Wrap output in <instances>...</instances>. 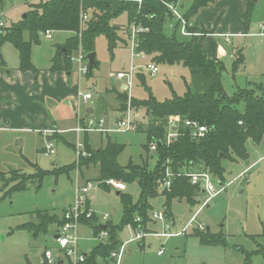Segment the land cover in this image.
Segmentation results:
<instances>
[{"label": "rangeland", "instance_id": "rangeland-1", "mask_svg": "<svg viewBox=\"0 0 264 264\" xmlns=\"http://www.w3.org/2000/svg\"><path fill=\"white\" fill-rule=\"evenodd\" d=\"M26 1L30 0H0V21L8 27L18 22L28 10L26 6H20V3ZM227 1L232 3L235 0ZM250 1L252 11L246 28L248 34L244 37H233L230 42L212 35L203 41L200 38L185 37L180 27L177 28L178 21L170 17H167L164 24V33L170 37L175 36L179 42L192 43L196 62L200 65L217 59L223 61L225 69L222 82L228 95L233 96L240 90H253L257 96L264 98V29H262L264 0ZM192 2L193 0H179L177 8L184 14ZM111 3L117 6V3ZM153 4L155 9L161 11L160 0ZM211 18L212 16L208 20ZM219 24L217 23L216 27ZM112 25L119 26L120 37L127 39L123 32L124 28L129 26L126 13L112 20ZM46 37L41 36V45L35 46L32 52V60L38 70H46L50 66L55 40ZM127 44L125 47L120 42L112 53L106 37L99 36L96 39L95 51L99 67L88 76L79 74V65L75 66L72 62L71 85L77 89V97L79 92L83 95L86 93L92 95V100L88 102L78 98L79 114L85 111L87 113L88 108L97 109L98 104L103 100L115 106L116 99L113 95L107 94V88L122 83L117 82L112 75L129 70L134 60V66L143 70V73L136 74L131 89V107L135 110L132 118L137 125L146 128L149 117L145 109L135 106L133 101L142 102L150 95L160 102L173 99L175 94L182 96L187 86L192 83V74L189 68L182 64H161L158 65L159 72L152 75L147 71V66L152 64L151 59L144 56H136L133 59L129 43ZM220 47L225 49V55L220 53ZM2 48L5 57L10 59L12 65L18 62V52L11 44L6 43ZM239 50L244 54L245 63L234 73L232 71L234 55ZM113 91L128 97L119 89L114 88ZM118 115L117 111L108 110L104 115L97 110L95 114L88 116L105 117L112 124L109 126L116 127L115 119ZM39 131L34 129L0 131V264H29V262L40 264V256L47 247L52 246L53 249L58 250V246L51 241L55 225L50 226L47 234H41L37 238L30 232L17 228L26 223L36 222V214L39 212L62 216L66 210L76 205L82 187L88 182H94L95 185L99 182V168L93 165L82 166L81 161L77 160L76 146L79 139L85 141L84 135L78 136L72 132L66 135L68 141H64L59 139L57 131L47 138L44 132L41 134ZM88 137L93 148L99 147L101 140L107 141V136L102 138L98 133L88 134ZM110 138L113 142L126 146L118 157L121 166H128L132 162L134 165L148 166L152 170L157 164L156 151L145 149L148 141L144 131L110 133ZM47 143L53 145L55 155L47 154L45 149ZM246 147L249 153L247 161L224 162V183L218 178L213 180L217 189L223 188L224 185L225 190L197 216L184 235L171 238L146 237L143 241L133 242L128 246L122 264H245L248 255L250 264H264V137L259 144L249 140ZM74 162L75 170L68 174L58 173L62 167ZM38 168L48 173L40 188L36 180L28 184L27 190L4 197L5 190L11 191L13 187L22 184L26 177H36ZM10 171H20L27 175L21 178L20 175L8 174ZM1 173L2 177L4 173L7 174L6 177L4 174L6 184L1 180ZM15 177H17L16 181H14ZM106 188V186L98 187L87 195L90 208L87 205L86 209L89 210L88 213L96 214L98 225L116 226L120 224L123 215L122 199L117 195L118 191L113 188L106 190ZM124 194L131 195L135 201L138 200L140 195L138 183L127 185ZM164 202L165 198L162 196L151 201L152 207L149 210L151 222L147 225V231L142 229L144 232L163 233L165 226L169 224L171 226L169 232L178 234L188 226L199 210V204L192 208L185 201L175 200L171 207L170 219L167 218L165 222L153 220L155 213H165ZM106 215H108L107 219L104 218ZM138 223L142 224V222ZM197 230L210 232L211 235L223 234L225 245L203 244L196 236ZM76 234L80 245L79 252L84 254H88L95 246L106 240L104 235L95 237L92 228L82 223L77 226ZM134 234L135 229L129 226L119 234V239L125 242ZM159 252L163 254L159 255Z\"/></svg>", "mask_w": 264, "mask_h": 264}, {"label": "trees", "instance_id": "trees-1", "mask_svg": "<svg viewBox=\"0 0 264 264\" xmlns=\"http://www.w3.org/2000/svg\"><path fill=\"white\" fill-rule=\"evenodd\" d=\"M214 2L215 0H194L183 15L189 24L190 33H198V30L191 26V19L201 8ZM178 3L179 0H162V9L158 11L149 5L139 8L125 1L120 8L113 9L110 3L101 0H45L38 4H30L25 18L0 29L2 32L0 33V53L4 44H11L19 53V70L31 71L35 74H38V70L32 62V52L34 46L41 44V36L47 32L71 33V37L58 49L52 59L51 68L52 72L70 73L73 70L72 57L80 50L87 56L95 52L96 39L99 36L106 37L112 53L120 42L124 43L119 35L120 27L112 25V20L126 13L129 27L136 25L146 29L137 37L139 52L157 65L182 64L189 68L192 74V83L187 86L182 96L175 94L173 99L165 102L156 100L152 95L142 102L133 101L135 106L145 109L149 117L146 128L138 125L137 130L144 131L147 135L148 143L145 146L147 151L152 143L156 144L158 161L152 170L148 166H138L132 162L128 166H121L118 163V157L124 152L125 145L109 139L106 146L94 149L89 143L88 134L85 135L86 149L91 153V157L81 158L79 161L82 166H97L100 170L98 181L115 179L127 185L137 182L140 188V195L136 201L131 195L118 192L123 204L121 222L116 226L106 224L108 234L106 241L87 254L85 264L108 262L110 253L122 245L119 234L126 227L147 231V225L151 222L149 216L151 201L158 196L165 198L164 210L168 219L172 217L171 207L175 200L185 201L192 208L197 206L198 198L203 195V190L199 185L191 184L190 179L184 175L185 171H206L213 178H218L224 183V162L247 161L249 158L247 142L252 140L259 144L263 140L264 98L257 96L253 90H240L233 96L228 95L222 82L225 69L223 61L216 60L200 65L196 62L192 43L179 42L175 36L170 37L164 33L167 17L175 20L167 4L176 6ZM251 11L252 3L249 1L248 10L244 16L245 29ZM83 16H87V19L84 20ZM179 27L178 23L177 28ZM200 33L203 34L200 40L203 41L207 32L203 30ZM234 56L232 71L236 73L244 66L245 57L242 50ZM98 67L99 62L96 60V65L93 68L90 67L88 76H91L93 70ZM118 99L121 111L125 110L128 104L127 97L120 94ZM172 117L180 119L177 124L178 136L168 144L167 135ZM187 121L205 126L208 131L202 137L194 138L192 129L186 126ZM159 143L162 145L159 146ZM168 168L175 173L172 187L159 194V181L165 176ZM73 170H75V162L62 167L58 173L68 174ZM37 173L38 175L34 178L26 177L22 184L13 187L11 191L7 190V192L4 189V197L14 192L27 190L28 184L36 180L40 188L48 173L39 168ZM4 174L6 177L7 174ZM4 174L2 177L1 173V180L6 184ZM8 174L20 175L21 178L27 175L20 171H10ZM16 180L17 177L14 181ZM106 190H109V187ZM36 216V222L23 224L17 229L28 231L37 238L41 234H47L50 226H62L66 221L63 215L58 216L49 212H39ZM137 217H140L142 224L137 222ZM97 222L96 215L90 219L85 216L81 218V223L90 226L94 235L99 238L104 232L102 230L104 225H98ZM196 236L203 244L225 245L223 234L211 235L210 232L204 233L197 230ZM245 264H250L249 255Z\"/></svg>", "mask_w": 264, "mask_h": 264}, {"label": "crops", "instance_id": "crops-1", "mask_svg": "<svg viewBox=\"0 0 264 264\" xmlns=\"http://www.w3.org/2000/svg\"><path fill=\"white\" fill-rule=\"evenodd\" d=\"M41 1L45 0H30L20 3V6H26V8L28 9L27 11H29L30 4H38ZM101 1L110 3L113 9L120 8L122 6V3L124 2L121 0ZM249 1L250 0H235L231 3L227 0H215L214 3L201 8L198 14L191 19L190 24L198 31L204 30L205 32H207L205 39L211 35L212 37L216 36L226 39V37L220 36L224 34L230 35V39L233 37H244L246 35L244 16L248 10ZM111 2L117 3V6H115ZM125 2L135 5L133 2ZM153 2L156 3L159 2V0H145V5H149L155 8V4H153ZM178 4L176 5V7H178ZM180 13L184 15L182 12ZM210 15L212 16V18L208 20L209 17H211ZM23 17L20 20H22ZM20 20H18V22ZM205 21L207 22L205 23ZM217 23H220L218 27H216ZM123 32L125 33V37H127V39L125 38L127 42L125 43V39L122 38L124 42L122 43V45L127 47V43H129L131 27L128 26L127 28H124ZM71 35V33L66 32H54L51 34V38L48 37L49 40H55L52 46L53 53L50 61V66L46 70H38L37 66H35V64L33 63L38 70V74H35L31 71L21 72L19 70V53L18 62L12 65L10 59L5 57V51H3L2 48V52L0 53V131H30L31 129H34L36 131H46L52 129L57 131V134L60 137L59 139H63L64 141H68L66 139L67 134H70L72 132L74 133V129L78 124L79 108L78 97L76 93L77 89L71 85L70 76L73 75V70L70 73L64 71H51L52 59L56 55L58 49L66 43ZM43 36L46 37L47 35L45 34ZM202 36L203 34L198 32L192 37L193 39H195L201 38ZM219 51L222 55L226 54L225 49L222 47H220ZM114 88L119 89L121 93H124L123 83L119 86L113 84L111 87L107 88V94L113 95V97L116 99L117 104L115 106L110 105V102H106L105 100H103L98 104L97 109L88 108L87 113L85 111V113H81L80 115H82L83 117H86V115H93L97 110H99V113L104 115H106V112L108 110L117 111L118 114L121 115V104L118 99V96L120 94L118 92H114ZM119 115L116 117L115 122H117L118 118L120 117ZM108 124L112 125L109 122ZM39 132L43 134V132ZM101 136L102 138L103 136H107V141L104 142V140H101L100 146L94 149H99L106 146L109 139H111L110 134H101ZM94 167L98 168L97 166ZM117 195H119L118 192ZM88 207L90 208L89 200ZM55 226L56 228L51 235V241L54 244H56L55 239L57 237L59 227L57 225ZM48 250H51L55 254V256L59 257V249L55 250L52 248V246L47 247L40 256V264H42L45 252ZM105 263L110 264L109 262ZM29 264L31 263L29 262ZM61 264L66 263L61 262Z\"/></svg>", "mask_w": 264, "mask_h": 264}, {"label": "built area", "instance_id": "built-area-1", "mask_svg": "<svg viewBox=\"0 0 264 264\" xmlns=\"http://www.w3.org/2000/svg\"><path fill=\"white\" fill-rule=\"evenodd\" d=\"M121 1H127V2H133L135 5H137L139 8L143 7L145 5V0H121ZM162 1V0H160ZM169 9L173 12L175 16V20L178 21L181 27V33L183 36L186 37H192L195 34H192L189 32L188 27L189 24L185 20L184 16L177 10V7L172 4H167ZM83 19L86 20L87 16H83ZM7 27L3 22L0 21V29ZM264 29V26L262 27ZM146 29H143L142 27H138L136 25H133L131 28V33L129 37V47L132 51L133 59L137 56H144L145 55L138 51L139 43L137 40V37L139 33L145 32ZM0 33H2L0 31ZM50 32H47V37L51 38ZM224 36L227 39V42H230V35H220ZM88 56L85 55L81 50L72 57V62L79 65V74H89L90 71V64L88 61ZM152 63V62H151ZM1 69V65H0ZM147 71L151 72L152 75H155L159 72L158 65L155 63H152L151 65L147 66ZM140 73H143V70L137 69L134 66V60H132L130 64L129 70H126L124 72H119L117 74H113L112 76L117 79V81H121L123 83V91L127 94L128 98V108L124 111H122V115H120V118H118L116 123V127H110L108 124V120L105 117H98V118H92L88 115L86 117H83L80 115V109L78 111L79 117H78V124L77 127L74 129V132L78 136L86 135V134H104L108 135L110 133H120V132H130V131H136L137 130V123L132 118V113L135 112L134 109H132V95H131V89L134 84V78ZM79 100L82 99L84 102H88L92 100V95L90 93L82 94L81 92L78 93ZM179 117H172L170 120V128L169 133L167 135V143L169 144L173 139H175L178 136V126L179 123ZM241 124V123H240ZM186 126L192 129L193 134L192 136L194 138L202 137L208 130L205 126H201L200 124L193 122V121H187ZM55 130H46L44 131L45 138L49 137L51 134H53ZM46 152L48 155H55L56 151L51 143L46 144ZM150 149L152 151H156L157 147L155 143H152L150 145ZM78 158L77 160H80L81 158H89L91 157V153L87 151L85 141L82 142L81 139L78 140V144L76 146ZM186 177L190 179V182L192 185L197 186L199 185L201 189L203 190V195L199 197V210L194 214L191 221L189 222L188 226L180 233L178 234H172L169 232L171 226L167 224L165 226V231L163 233H154V232H144L142 229L135 230V234L132 238L128 239L127 241L123 242L119 249L114 250L110 253V256L108 258V262L110 264H122V260L124 255L126 254L128 246L137 241H142L146 237H159V238H171L174 236H181L184 235L187 228L192 225V223L196 220L197 216L206 208L209 206L210 202L214 200L221 192H223L226 188V186L223 185V188L217 189V186L213 180V177L210 173L206 171H185L184 174ZM175 178V173L168 168L166 170L165 176L159 181L158 186V192L159 194H162L165 190H169L172 187L173 180ZM222 185V184H221ZM229 185V184H228ZM106 186L109 188H113L114 190L118 192H124L127 189V184L115 180V179H108L106 181H99L95 185L94 182H88L84 187H82L79 190V196L77 198V203L74 207L70 208L68 211H66L63 214V218L66 220L65 223L62 226L58 227L57 232V238L55 239V242L59 248V257L55 256V254L48 250L45 252L44 260L42 264H85L87 260V255L84 253L79 252V240L76 234L77 226L81 223V218L85 216L87 219L92 218L95 216V213L92 212L91 214L88 213L89 210L86 209V206L88 205V199L87 195L94 189L98 187ZM105 219L108 218V215L104 217ZM153 220L159 221V222H165L167 220V216L165 213L159 212L155 213L153 215ZM137 222H141L140 218H137ZM201 229L203 227L201 226ZM101 235H104L106 238L108 236L107 232H102ZM163 254L162 252H159V255Z\"/></svg>", "mask_w": 264, "mask_h": 264}, {"label": "water", "instance_id": "water-1", "mask_svg": "<svg viewBox=\"0 0 264 264\" xmlns=\"http://www.w3.org/2000/svg\"><path fill=\"white\" fill-rule=\"evenodd\" d=\"M25 16H26V15H24L23 18H25ZM87 58H88V61H89L90 67L93 68V67L96 65V53L93 52V53L89 54ZM160 145H162V144L159 143V146H160ZM247 165H249V162H247ZM118 194H120V193H118ZM102 230H103V231H106V230H107V226H106V225L102 226ZM56 238H57V237H56Z\"/></svg>", "mask_w": 264, "mask_h": 264}]
</instances>
